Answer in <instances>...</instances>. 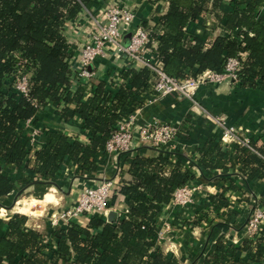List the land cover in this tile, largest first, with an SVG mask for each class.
I'll return each mask as SVG.
<instances>
[{
	"label": "trees",
	"instance_id": "trees-1",
	"mask_svg": "<svg viewBox=\"0 0 264 264\" xmlns=\"http://www.w3.org/2000/svg\"><path fill=\"white\" fill-rule=\"evenodd\" d=\"M102 1L107 0H0V160L31 171V176L23 178L24 185L54 177L65 160L76 163L81 172H94L118 118L135 113L143 105L144 95L154 94L155 74L148 67L122 69L120 86L111 91L97 83L93 96L84 101V84L73 93L67 90L72 51L63 27L84 9H97ZM166 1V12L146 29L151 41H158V59L168 77L185 79L205 70L221 72L228 58L239 56L238 82L264 88V13L260 12L264 0H229V9L222 14L218 10L223 0ZM207 12L214 13L226 35L208 41L205 36L185 33L189 22ZM235 29L238 31L232 35ZM18 72L29 77L27 96L13 86ZM49 103L65 104L59 112L65 123L79 117V131L87 139L82 142L77 135L71 138L61 130H48L44 147L31 155L23 123L37 118ZM71 104L73 108L68 106ZM249 142L252 149L239 146L236 150L241 173L247 179L264 181V148ZM197 152L195 160L207 167L216 165L210 162L212 157L218 160L223 155L212 140ZM129 175L130 181L119 184L109 204L116 205L121 197L126 204L124 215L111 211L107 220L92 215L84 226L71 223L55 228L48 232L56 241L55 248L44 241L42 233L24 228L26 216L15 214L0 234V264H46L38 254L48 258L45 249L49 248V264H179L157 245L156 217L161 205L169 202L176 189L189 184L193 174L180 161L159 154L130 159ZM12 187V180L0 172V196ZM217 202L226 205L222 197L212 196L211 203ZM258 204L264 206V199ZM217 246L222 250L220 242ZM241 249L249 257L239 263H262L264 230L255 242L245 241ZM222 261L215 255L207 263Z\"/></svg>",
	"mask_w": 264,
	"mask_h": 264
},
{
	"label": "crops",
	"instance_id": "crops-1",
	"mask_svg": "<svg viewBox=\"0 0 264 264\" xmlns=\"http://www.w3.org/2000/svg\"><path fill=\"white\" fill-rule=\"evenodd\" d=\"M122 1L134 8L133 25L140 23L147 28L154 26L160 14L168 8L166 0ZM104 3L102 1L97 8ZM221 4L219 14L229 9V0H223ZM92 10L96 12L94 7L90 8L91 15L94 13ZM260 12L264 13V6ZM78 16L76 22L80 24L81 31L78 36L75 33L77 37L72 34L68 38L81 41L87 37L92 24L90 15ZM237 31L238 29L233 30L232 35ZM185 33L205 36L208 41L227 34L213 12H207L199 19L189 22L185 26ZM129 37L130 32L124 33L125 44ZM121 64L122 60L116 59L113 54L95 59L89 68L95 69L97 76L83 85L86 87L82 101L88 98L87 95L93 96L97 83H103L108 90H115L111 84L112 78L119 76ZM68 106L74 107L73 104ZM63 107L60 104H49L38 112L37 118H31L30 124L23 123L28 137L33 129L40 131L33 136L31 155L44 147L48 130H61L71 138L77 135L85 142V134L67 126L79 128L80 118H73L71 124L65 123L59 115ZM135 113L136 128L144 124L167 123L177 128L179 133L160 149L137 140L126 153L102 155L94 172H81L76 163L65 160L57 175L45 180L37 178L30 185H24L22 180L31 176V171L0 160V172L13 182L11 191L0 196V234L6 231L8 221L15 214H22L27 218L24 228L42 233L44 241L55 248L56 241L51 239L48 232L71 223L84 226L88 218L82 215L69 224L51 226L48 220L51 212L71 207L76 203L79 191L86 186H95L103 179H110L118 185L123 181H130V159L142 156L154 158L162 154L170 160L180 161L182 167L193 174V180L189 184L199 187V190L195 192L193 200L184 206L175 204L172 198L161 205L156 217L157 245L168 256L176 258L179 264H210L207 260L215 255L223 258L222 264H241L239 262L246 261L249 255L241 247L245 241H250L245 236L244 225L254 205L264 199V181L247 179L241 173L236 150L245 145L228 142L230 138L225 136V128L231 127L236 135L248 137L256 146L264 148V88L224 80L199 85L191 99L176 94L158 97L147 93L144 95L143 105ZM209 140H212L213 145L219 146L223 154L218 160L212 157L210 162H216V165L211 167L195 160L199 156L197 150L205 147ZM215 195L222 197L226 205L218 202L213 205L211 197ZM116 205L115 209L124 215L126 204L121 197L116 199ZM111 211L113 210L110 209L107 215L101 217L107 220ZM218 242L223 247L220 251ZM232 249L235 251H231ZM45 250L49 254L48 258L40 254L38 257L49 264L52 250ZM250 264H264V261Z\"/></svg>",
	"mask_w": 264,
	"mask_h": 264
},
{
	"label": "built area",
	"instance_id": "built-area-1",
	"mask_svg": "<svg viewBox=\"0 0 264 264\" xmlns=\"http://www.w3.org/2000/svg\"><path fill=\"white\" fill-rule=\"evenodd\" d=\"M104 2L100 8L96 9V12L92 10L93 15L90 14V9H84L80 12V15L91 16L92 29H90L84 40L79 41L77 38H68L75 33L78 36V32L81 31L80 24L76 22L79 16L67 21L63 27L62 32L69 49L72 51L69 57L70 77L66 87L70 93L75 92L78 87L97 76V71L89 68L95 59L110 54H113L116 59L122 60L121 70H138L141 67L150 68L155 74L152 90L158 97L176 94L191 99L193 92L201 84L207 82L219 83L224 80L239 81L238 71L241 63L239 56L228 58L221 72L205 70L195 77L188 76L185 79L168 77L158 59V41H151L146 27L142 24L133 25L135 18L133 6L125 4L122 0H107ZM128 32H130V37L128 43L125 44L123 35ZM112 79L113 83L111 84L115 89L123 83L118 75ZM13 86L19 94L27 96L31 87L29 77L22 72H18ZM87 97L90 96L87 95ZM62 105L65 104L60 103V106ZM135 114L118 118L112 135L105 144L104 155L126 153L130 151L137 140L147 143L155 149H160L179 133L177 128L167 123L144 124L136 128L134 124ZM30 120L25 121L27 125L30 124ZM38 133H40L39 129L31 131L28 137L30 147L32 146L33 136ZM225 136L230 138L228 142L245 145L247 148L252 149L248 137L236 135L231 127L225 128ZM118 186L110 179H103L97 182L95 186L84 187L79 191L74 205L49 214V223L51 226H56L61 223L69 224L71 220L82 215L87 218L92 215L105 216L110 209L117 211L118 216L121 215L115 209L117 205H109ZM198 190L199 187L187 184L174 191L171 197L172 201L175 204L184 206L193 200L194 194ZM244 229L245 236L252 243L263 234L264 206L258 203L254 205Z\"/></svg>",
	"mask_w": 264,
	"mask_h": 264
},
{
	"label": "water",
	"instance_id": "water-1",
	"mask_svg": "<svg viewBox=\"0 0 264 264\" xmlns=\"http://www.w3.org/2000/svg\"><path fill=\"white\" fill-rule=\"evenodd\" d=\"M70 129L74 130V131H78L79 128L76 127V126H70V125H67Z\"/></svg>",
	"mask_w": 264,
	"mask_h": 264
},
{
	"label": "rangeland",
	"instance_id": "rangeland-1",
	"mask_svg": "<svg viewBox=\"0 0 264 264\" xmlns=\"http://www.w3.org/2000/svg\"><path fill=\"white\" fill-rule=\"evenodd\" d=\"M25 195V194H24Z\"/></svg>",
	"mask_w": 264,
	"mask_h": 264
}]
</instances>
